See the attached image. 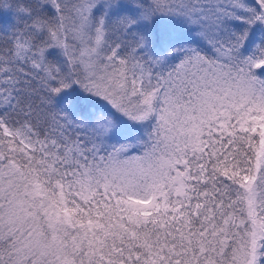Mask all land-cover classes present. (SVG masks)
I'll return each instance as SVG.
<instances>
[{"label":"snow or ice","instance_id":"1","mask_svg":"<svg viewBox=\"0 0 264 264\" xmlns=\"http://www.w3.org/2000/svg\"><path fill=\"white\" fill-rule=\"evenodd\" d=\"M0 264H264V0H0Z\"/></svg>","mask_w":264,"mask_h":264}]
</instances>
